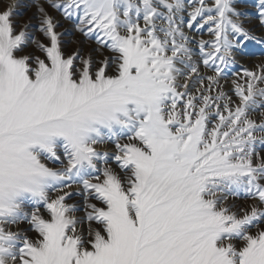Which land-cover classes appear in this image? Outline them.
I'll list each match as a JSON object with an SVG mask.
<instances>
[{"label":"snow or ice","instance_id":"obj_1","mask_svg":"<svg viewBox=\"0 0 264 264\" xmlns=\"http://www.w3.org/2000/svg\"><path fill=\"white\" fill-rule=\"evenodd\" d=\"M33 4L0 0V264H264V0Z\"/></svg>","mask_w":264,"mask_h":264},{"label":"bare ground","instance_id":"obj_2","mask_svg":"<svg viewBox=\"0 0 264 264\" xmlns=\"http://www.w3.org/2000/svg\"><path fill=\"white\" fill-rule=\"evenodd\" d=\"M15 2L19 5L15 10L25 12V14L30 13V22L32 26L31 30L35 31L39 21L35 15L36 8L33 4V0H15ZM257 3L258 0H236L238 9L245 12L249 17H251L254 24ZM61 32L64 33L63 41L70 42L73 39L78 38V40H81L83 44H89L90 48L93 46L90 42L85 41L84 37L80 33L74 31L72 24L69 22H63ZM256 35L258 37H264V29H260L259 26H256ZM246 51L249 53L248 57L245 60V65L247 67H252L254 64L259 63L261 59H264V55H262L264 54V44L257 43L256 41L250 42ZM238 67L239 66H237V68H234L232 71H236ZM229 75L231 76V72L229 73ZM69 203L82 204L83 200L80 196H74L73 199L69 201Z\"/></svg>","mask_w":264,"mask_h":264},{"label":"rangeland","instance_id":"obj_3","mask_svg":"<svg viewBox=\"0 0 264 264\" xmlns=\"http://www.w3.org/2000/svg\"><path fill=\"white\" fill-rule=\"evenodd\" d=\"M15 11L17 13V15L15 16V19L19 23L29 22L31 20L30 13L25 14V12H21L19 10H15ZM35 12H36V10H35ZM59 31H61V28L59 29ZM64 46H65V50L67 52H72L77 48H81L84 53H87L90 50L89 44H83V42L81 40H78V38H75L70 42L64 41ZM239 203H243V201H239Z\"/></svg>","mask_w":264,"mask_h":264}]
</instances>
